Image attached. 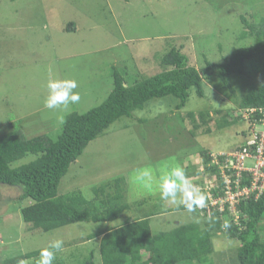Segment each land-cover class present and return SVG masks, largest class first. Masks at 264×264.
I'll return each mask as SVG.
<instances>
[{"label": "rangeland", "instance_id": "1", "mask_svg": "<svg viewBox=\"0 0 264 264\" xmlns=\"http://www.w3.org/2000/svg\"><path fill=\"white\" fill-rule=\"evenodd\" d=\"M262 10L264 0H0V135L20 130L28 139L47 136L56 140L68 114H83L106 99L112 90L113 68L124 77L141 81L159 73V60L181 44L188 64L195 68L204 56L215 62L226 61L234 49L251 42L237 39L241 30L239 16H248L249 12L259 15ZM71 24L74 30L67 31ZM246 67L253 80L245 85V77L232 80L240 97L243 88L259 85L264 79L262 73L254 76L256 68L249 62ZM52 76L76 79L80 102L67 110L45 108L44 85ZM207 84L227 104L235 105L230 96L213 87L219 86L217 79ZM236 116L227 119L232 122ZM242 117L248 125L247 118ZM180 119L177 113H167L161 107L154 111L145 108L135 112L134 118L119 119L87 145L61 180L59 194L81 191L91 197L92 187L122 177L128 190L125 198L132 205L143 201L142 211L151 207L150 212L170 210L178 205L150 190L141 194L129 182V176L136 168L150 166L160 175L177 165L185 171L191 166L186 174L201 189L205 186L208 190L213 186L212 179L202 174L198 151L204 147H214L212 155L233 151L242 141L236 133L245 125L230 126L220 136L198 133L192 137L189 124ZM33 159L28 155L12 167ZM19 196L17 188L0 187V260L42 250L60 238L64 252L56 253V258L67 264H81L92 254L94 263L102 264L98 240L88 237L106 227H118L124 220L106 224L80 222L45 233L34 231L20 217L19 210L27 200L16 201ZM196 221L200 223L195 213L171 211L151 218L150 227L158 233L176 223ZM217 238L213 242V262L231 264V250L236 243L222 235ZM38 260L39 256L23 264H38Z\"/></svg>", "mask_w": 264, "mask_h": 264}, {"label": "trees", "instance_id": "2", "mask_svg": "<svg viewBox=\"0 0 264 264\" xmlns=\"http://www.w3.org/2000/svg\"><path fill=\"white\" fill-rule=\"evenodd\" d=\"M239 19L241 30L237 39L251 42L234 49L226 61L215 62L204 56L203 62L195 68L188 64L181 44L172 47L159 60V73L141 81L124 77L113 68L112 90L106 99L83 114H68L56 140L47 136L28 139L20 130L0 135V187L17 188L20 196L16 201L27 200V205L19 210L22 221L32 230L45 233L80 222L106 224L123 218L122 225L106 227L104 231L88 237L89 240H98L102 264H215L212 259L213 242L221 235L236 243L231 250V264H264V191L257 198L254 193L239 198L231 210L230 203L224 201L225 179L230 181L232 192H235L233 187L238 178L231 169H224V176L221 174L219 166L224 164L225 156L219 153L212 155L216 152L212 151L214 147L198 151L202 174L213 183L208 190L204 189L205 186L202 190L215 199H224L223 210L219 208L220 204L213 206L208 200L206 208L195 212L200 223H176L171 229L153 232L151 218L186 209L177 206L150 212L154 208L151 207L149 211H142L143 201L132 205L125 198L128 190L122 177L92 187L91 197H86L81 191H73L66 196L58 192L61 180L92 140L103 135L119 119L134 118L135 112H143L145 108L154 111L161 107L167 113H177L181 121L189 124L188 132L192 137L198 133L220 136L230 126L243 123L245 129L236 133L242 141L233 151L241 150L250 138L251 127L239 113L249 108L264 110V79L259 85L243 88L241 97L237 95V87L232 80L245 77L242 85L253 80L251 72L246 69L247 62L256 68L255 77L264 74V10L259 15L250 12L248 16L240 15ZM66 30L73 31L74 26L71 24ZM214 79L219 81V86L213 87L220 89L226 97L230 96L234 106L227 104L226 99L208 86L207 83ZM234 114L237 116L230 122L227 117ZM253 118L255 123H262L261 113L256 112ZM137 122L142 124L143 121L138 119ZM28 155L34 159L12 167ZM214 157L217 164L213 163ZM248 162L252 165L251 161ZM238 180L240 187H248L250 174L242 172ZM225 221L231 225L227 230L221 227ZM40 252L5 258L0 260V264H23L27 259L40 256ZM73 257L74 254L69 256L68 262ZM54 264L67 263L56 258ZM81 264H95L93 255L90 254Z\"/></svg>", "mask_w": 264, "mask_h": 264}, {"label": "clouds", "instance_id": "3", "mask_svg": "<svg viewBox=\"0 0 264 264\" xmlns=\"http://www.w3.org/2000/svg\"><path fill=\"white\" fill-rule=\"evenodd\" d=\"M44 87L46 96L44 106L50 110H67L70 105L80 102L81 95L77 91L79 84L73 78L50 77ZM227 147V145H223ZM129 182L140 190L141 194L153 191L162 200L183 206L189 213H195L207 207L208 195L186 174L182 166H174L157 175L150 166L133 169ZM224 230L231 227L225 221ZM64 241L60 238L52 240L48 246L41 250L38 264H54L56 253L62 251Z\"/></svg>", "mask_w": 264, "mask_h": 264}, {"label": "built area", "instance_id": "4", "mask_svg": "<svg viewBox=\"0 0 264 264\" xmlns=\"http://www.w3.org/2000/svg\"><path fill=\"white\" fill-rule=\"evenodd\" d=\"M248 120V125L250 129V138L243 148L239 151H231L227 154H221L225 156L224 164L219 166L221 174L224 173V169L234 170L236 177L239 179L242 172H247L250 174V183L248 187H240L239 180L235 181V192H232V187L230 186V181L225 179L226 184V197L225 200L221 198H213L211 195H208V200L211 205H219V208L223 210V200L228 201L231 205V210L234 209L235 203L239 198H244L252 193L255 194L257 198L264 191V130H257L256 128L263 126L264 127V110L249 108L241 110ZM259 112L262 114L261 122L255 123L254 114ZM240 114V113H239ZM251 161L252 165L248 166L247 162ZM213 163L217 164V158L214 157ZM224 176V174H223Z\"/></svg>", "mask_w": 264, "mask_h": 264}]
</instances>
